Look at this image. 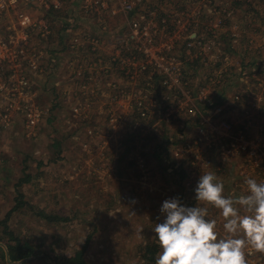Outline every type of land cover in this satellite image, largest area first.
<instances>
[{
  "label": "rangeland",
  "instance_id": "374dc122",
  "mask_svg": "<svg viewBox=\"0 0 264 264\" xmlns=\"http://www.w3.org/2000/svg\"><path fill=\"white\" fill-rule=\"evenodd\" d=\"M42 2L0 17L4 35L32 22L3 62L18 90H0V264H52L87 239L92 264H146L163 202L196 206L203 173L225 196L264 182V0ZM18 239L35 254L12 260Z\"/></svg>",
  "mask_w": 264,
  "mask_h": 264
},
{
  "label": "clouds",
  "instance_id": "9594fccd",
  "mask_svg": "<svg viewBox=\"0 0 264 264\" xmlns=\"http://www.w3.org/2000/svg\"><path fill=\"white\" fill-rule=\"evenodd\" d=\"M245 183V194L225 196L224 183L209 171L195 187L196 206L165 200V219L153 229L160 247L155 264H248L249 250L264 254V182L248 178ZM207 205L223 217L224 235Z\"/></svg>",
  "mask_w": 264,
  "mask_h": 264
},
{
  "label": "trees",
  "instance_id": "16d2710c",
  "mask_svg": "<svg viewBox=\"0 0 264 264\" xmlns=\"http://www.w3.org/2000/svg\"><path fill=\"white\" fill-rule=\"evenodd\" d=\"M19 197L21 198L19 199L18 197L16 198L17 205L13 207L12 209L13 211L17 210L20 206H23L24 204L22 200L23 197L21 192L19 193ZM12 210L6 214L3 220V223L5 224V232L11 237H13L12 235H14V233L13 231L8 229L7 221L10 218V214ZM88 242L89 240L87 239L83 247L77 250L72 256L59 257L55 259V261L52 264H92L89 261H87V259L85 258V252L88 246ZM8 247L10 248V254H11L10 256L12 260H19L22 258L31 257L33 254H35L34 246L28 241L23 242L22 240L18 239L15 240V243L10 244ZM158 248L159 246L156 243L149 244L144 247L143 258L146 264L155 263L156 255L158 253Z\"/></svg>",
  "mask_w": 264,
  "mask_h": 264
},
{
  "label": "built area",
  "instance_id": "2783aa9c",
  "mask_svg": "<svg viewBox=\"0 0 264 264\" xmlns=\"http://www.w3.org/2000/svg\"><path fill=\"white\" fill-rule=\"evenodd\" d=\"M20 1H26V3L28 2H38V3H43L42 0H0V17L9 10L15 9L18 7V3ZM21 17V21L20 24L22 26V29L18 32H16L15 34H10V35H4L0 32V75H2V72H7L6 76H8V80H5V82H3L4 86H0V90H5L6 92H8V95L12 96V92H14L15 90H18V88H15L13 86H11V82H12V78L14 76V72L12 73L11 68L10 69H5V67L3 66V62L4 61H10V57L13 54L11 50H13V44L17 41H21L23 39H25V41H28V32L26 30H28V27H30L32 25V22L30 21V17L28 14H18ZM30 25V26H29ZM40 28H43V26L40 25ZM21 36L22 39L19 40L16 37ZM190 45L192 43H189ZM21 53H24V49L22 47V49L20 50ZM10 81V82H9ZM0 84L1 81H0ZM21 92V97L23 99V95L25 91H20ZM8 96H3V98L7 99ZM139 106H142V103L139 104ZM7 112V110H6ZM145 114V113H144Z\"/></svg>",
  "mask_w": 264,
  "mask_h": 264
}]
</instances>
